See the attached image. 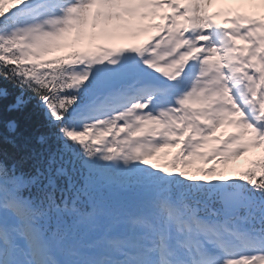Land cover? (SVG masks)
<instances>
[{
  "label": "snow or ice",
  "instance_id": "6c2138e0",
  "mask_svg": "<svg viewBox=\"0 0 264 264\" xmlns=\"http://www.w3.org/2000/svg\"><path fill=\"white\" fill-rule=\"evenodd\" d=\"M0 264H264V0H0Z\"/></svg>",
  "mask_w": 264,
  "mask_h": 264
},
{
  "label": "trees",
  "instance_id": "16d2710c",
  "mask_svg": "<svg viewBox=\"0 0 264 264\" xmlns=\"http://www.w3.org/2000/svg\"><path fill=\"white\" fill-rule=\"evenodd\" d=\"M19 122V129L22 134H28L34 132L39 123V116L31 108L25 110L17 117Z\"/></svg>",
  "mask_w": 264,
  "mask_h": 264
},
{
  "label": "rangeland",
  "instance_id": "374dc122",
  "mask_svg": "<svg viewBox=\"0 0 264 264\" xmlns=\"http://www.w3.org/2000/svg\"><path fill=\"white\" fill-rule=\"evenodd\" d=\"M227 130L231 131V129H227ZM259 154H260V150L257 149V150H254L253 152H250L249 154H247L248 156L247 155L243 156V157L239 158L238 160L231 162L227 166L229 174H233L235 169H238V170L242 169L244 166V163L247 161V159H250L252 156L259 155Z\"/></svg>",
  "mask_w": 264,
  "mask_h": 264
},
{
  "label": "bare ground",
  "instance_id": "6f19581e",
  "mask_svg": "<svg viewBox=\"0 0 264 264\" xmlns=\"http://www.w3.org/2000/svg\"><path fill=\"white\" fill-rule=\"evenodd\" d=\"M219 7H221L220 4H215L214 6H211L210 8H212L214 11L217 10ZM246 10V9H245Z\"/></svg>",
  "mask_w": 264,
  "mask_h": 264
}]
</instances>
